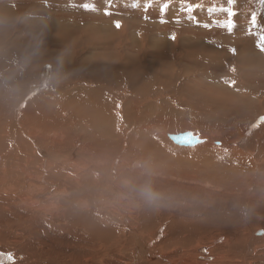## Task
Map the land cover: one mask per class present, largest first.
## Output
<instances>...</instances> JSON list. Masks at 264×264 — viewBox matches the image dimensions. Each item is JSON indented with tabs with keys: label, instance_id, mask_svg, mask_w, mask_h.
<instances>
[{
	"label": "rangeland",
	"instance_id": "374dc122",
	"mask_svg": "<svg viewBox=\"0 0 264 264\" xmlns=\"http://www.w3.org/2000/svg\"><path fill=\"white\" fill-rule=\"evenodd\" d=\"M1 1L0 56L4 57V61L1 59L0 61H2L5 65L6 71L4 72L0 70V85L1 87H3L9 84L10 81L8 79V74H12V76H16V74H18L17 78H21L25 81H23L24 83L20 84L19 86V83L16 84V82L18 81L15 82V85H17V94L7 100L6 103L14 101L19 102V100H24L25 91H28L27 96H30V99H32L36 95H41L44 90L51 91L52 93L55 92L54 95L50 93H42L43 95L52 98V100L55 99V102H58L60 100V103H67L73 98H77V93L80 90L85 92L93 89L94 86L82 80H74L70 82L61 81L55 83L54 67L57 63H59V60L68 58L72 59L74 62H80L79 57H82L83 54L82 58L91 61L93 64L96 62L97 64L95 66H98L99 70L104 67L102 63H106V67L112 65L110 71L114 72V67L121 64L122 55L119 52L118 48L121 43L124 42L125 39H127V43L129 44L130 48L132 47L131 50H133L129 53L132 60L131 62H129L128 60H124V62L122 63V68L124 66V69L121 70L123 72L121 73L125 75H122L119 72L120 75H130L131 77L133 76L132 74L136 73V75H134L135 78H138L140 76L142 77V75L139 73L141 72L142 68L145 67L146 69L151 71L154 76L162 79L165 82L174 81L180 84L181 87H183L184 85V88L187 89L186 93H189V95H191V97L195 99L194 101L187 103L188 101L184 102L186 101V99H183L180 96V100L178 101H181L182 103L184 102L182 104L181 102H177V100L174 99L171 94H168L165 97L163 96V98L155 96V98L151 97L136 104L135 106L133 105L134 109H136L137 111H134V113L132 114V116L134 117L131 121V128L137 135L139 134L138 132H140V136L138 135L137 137L136 135L137 138H140L142 136L141 134L147 132V130L149 129L154 130L157 126V123L159 125L157 128V132L161 138L162 134L167 132L168 130H172L175 133L179 132L178 134H180L187 132V130L185 129H189L191 131L188 132L194 135V137L197 138L203 135L205 136V138H207L208 144H212L218 149L225 147L226 144H223L222 141L226 142L228 140L229 149L241 150V146L239 145V143H242V146L243 143H245L246 145L244 146V149H247L248 144H251L254 141L260 142V139L264 138V127L261 129V131L258 130L259 123L261 124V122L264 121V115L256 114L257 111L254 114L252 113L254 112V108H256V104L254 105V108H246L244 106V103L242 102V98L244 96H249V98L253 101L254 99H259L258 104L264 108V51L256 47L260 42L259 40H262V42H264V35L260 34L262 24L257 21V24L259 26L253 27L252 19L253 16H256L257 20H264V0H232L231 3L229 2V0H186L187 3L200 5V7L193 14L195 19H189L186 13L180 11L181 0H112V6L109 10L113 14L110 16H106L103 14L105 8L108 6L107 0ZM134 2H138L140 7L133 8L132 4ZM165 2H170L171 6L166 16L163 17V19H166L167 22L162 23V18L159 10L162 4ZM84 3H94L97 11H84L82 8V5ZM149 3L152 6L148 9L147 12H145L144 6ZM222 9H225L226 11H222ZM232 12L235 13V16L231 17V20H229V13ZM177 16L179 17V23L175 22V18ZM145 17H147V19ZM65 18H69L70 20H67ZM75 18L84 19L85 21L82 25H73L71 28V26L66 22H71L73 24L72 20ZM116 21H119L121 23L122 27L120 29H117L114 26ZM216 21H224L228 23L229 26H231L232 21H234L236 27L233 28L232 33L229 34L225 29L218 27ZM262 23L264 24V21ZM204 24H208L209 27L205 28L203 26ZM173 35L175 36V40L171 39ZM213 36H215L216 38L214 37L213 39ZM15 38H18L20 40L18 44H13V40ZM130 38H136L137 40L135 41V44L133 46L130 44ZM249 42L252 43L253 46H249V48L247 49V46H245V44ZM216 43H219V45ZM110 45L113 46V52L109 51V47L100 49V47L102 46ZM21 46H23V48ZM234 46H241V48L245 50L247 49L248 54H246L245 56L243 53V55L237 56ZM28 47H31L32 49L30 48V51H28ZM8 49L10 55L8 54ZM114 49L117 50L114 51ZM1 50H3L4 52ZM49 50H51L50 54H61L62 52H64L66 53V56L54 60L50 57L48 59L49 61L43 63L41 66V62L39 61V56L42 54L41 51L44 52ZM18 52H20L19 54L21 55H18ZM92 52L96 54H93ZM23 54L25 56H22ZM38 54L40 55L37 56ZM188 54L192 58L193 56L198 57L201 61H213V63H215L216 65H209L206 67L202 63H200L198 64L199 66H196L194 64L195 62L189 57ZM86 55H90L91 58L90 56H88L87 58ZM163 57L167 58L164 59ZM20 59H22L23 61ZM34 60L36 61L35 63ZM176 61L177 63H174ZM179 62L182 64H180ZM19 63H21V65H19ZM150 64L152 67L150 66ZM126 65H128V69L126 68ZM134 67L137 69V72L135 71ZM41 68L43 69V77L39 79L37 78V75L41 71ZM219 68H222V70L218 71ZM175 69L177 72L175 71ZM233 69H242L243 71H248L250 72V76L241 78ZM99 70L95 69V71ZM161 70L163 72H161ZM178 70H180V75L178 73ZM223 70H225V72ZM124 71L129 72L125 73ZM213 71L215 72V74L213 73ZM35 89L38 90L35 92ZM191 89H193V91ZM32 90H34L33 93H31ZM190 92H195L196 94L192 95V93ZM253 94H257L259 98H253ZM115 95L117 99H119V101L122 97V102H131L132 97L129 93H125L122 96H120L119 93H116ZM206 106L207 108H205ZM222 107H225L227 110H221ZM243 109H246L245 111H248L249 114H244ZM210 110L213 113H211ZM240 111H243L242 113L244 114V116L238 114V112ZM235 114H237L238 116H235ZM160 116L164 117L161 118ZM167 122H172L169 124V129L167 127ZM74 124L68 126V129L71 130L74 127ZM125 128H127V125H125ZM72 130L75 131V128H73ZM161 130L163 131L162 133ZM166 140L170 146L164 147V149L166 150L165 158L171 159L174 154H176L177 157V151H189L188 153L191 154L197 152L192 151L190 147H181L178 145H174L168 140L167 137ZM164 159L161 161V165L164 168L155 167V169L153 170V168L150 167L151 169L149 170L148 168H143L140 162L139 166L137 165L136 167L131 168L134 172H139L141 175L139 174L138 178L135 180L136 183L134 181L133 183L127 182L126 184H124V187L127 188L126 192L119 188L120 191H123L124 193H117V197L123 200L122 204L117 207L118 210L116 209L115 213L113 214L117 218V220L115 221L116 223H114L117 226L116 230L118 231H116V233L114 234L115 236L111 238L112 240L105 238L100 241L101 238H98L97 242L89 236L83 235L79 230L80 228H75L73 226H71V232L65 230L62 231L65 234L60 235L53 233L56 227L53 228L51 226V228L49 226L50 229H48L47 226L40 225L36 230V234L28 236L26 233H23L22 235L18 234V236L17 234H14L15 232L12 230H3L2 228H0V252L7 255H13L15 258L20 254L24 257L22 258V260L21 258L17 257L15 261L9 264H120V262L124 264H128V262L130 264H136L137 262V264H167L171 257L172 259H178V257L179 259L182 258L184 260V264H195V262L193 261H196L197 259H199L202 263L204 262L205 264H247L244 259L246 247L248 245L253 246L251 242H253L256 237H261L263 235V229L252 226L250 222L246 223L247 228L244 229V237L239 243L240 249L234 250L227 248L226 243H218L219 245L216 244L214 245V247L211 246V242L214 238H219L223 236V234H227L223 233L224 229H222L221 227L212 226L210 222L204 220L206 219V214L204 213H208L212 208H218L217 205H219V203L217 204V202L222 203L223 200L226 199L225 202L227 203L225 204H228L229 200L227 198V194L222 193L220 189L215 190V192H217V195H219L220 197L221 195L223 196L221 198L215 199L211 198L203 191L199 192L200 195H198V198H200L197 200L196 206H199V208L203 207L202 210L204 212H202V214L188 213L186 211H183L185 210V207L179 209V201L175 200L174 204L172 203V201H170V203L169 199L171 195L167 196L163 191L164 189L166 190V188H169V190L172 191V187L173 190H175L174 187H178L179 185H182L183 187L189 186L188 181L182 180L185 176L181 177L176 173H173L168 177L166 176L162 179H165L164 185L150 183V185H154V187H151V190L149 189L150 191L147 192L148 195L145 200L146 202L143 201V193L145 192H142L143 188L141 186V183L145 181L146 176L149 175L146 174V169H148V171L158 173L153 175L155 178L160 177V172H169L168 168L172 167L168 165L170 164V160L165 161ZM142 168L144 170H141ZM156 168H158V170H156ZM143 171H145V173H143ZM134 176H136L135 173L133 177ZM251 177V174H249V177L245 176L244 179L246 181L243 182L241 188L246 189L247 186H254V181L252 182ZM177 178L179 181L174 180H177ZM134 183V186L130 185ZM168 184H172V187H170ZM128 186H130L129 189ZM238 193L239 192L236 191V194ZM249 193H251L250 190ZM149 196L157 197L156 200L159 201L156 202L161 203V207H159V210L154 208L149 210L146 208L149 205L147 202L148 198H150ZM250 196L251 195H248V197ZM146 209L148 210V213H146ZM105 210H107L105 212L106 214L107 212L110 213V209ZM152 210L154 212L150 214L149 211L152 212ZM155 211L158 212L156 213ZM59 212H64V210L60 209ZM143 213H145L148 217L150 215L152 221L150 220V218L148 220L147 216L143 217L145 215ZM115 214H117L118 216ZM121 214L124 216V220L127 218V220L124 221L130 227L127 228V230L126 228H122L123 226H121L122 224H124V222L120 220ZM162 214H164V217L166 215L165 219ZM139 217H141L142 219ZM193 218L196 220H194L193 223L195 224V226H198L197 228L200 229L195 230L194 233H192L190 230L180 231V228L183 227L181 223L183 221L186 222V220L188 221L189 219L193 220ZM143 219H147V223H143L145 221L144 220L142 222ZM38 220L40 221L42 219L38 217ZM206 222H208L209 224ZM61 224L65 223L61 222ZM143 226L145 227V230L146 227L149 226V229L146 230L147 232L143 230ZM171 227H175L176 229L174 228V230ZM46 228L47 230H45ZM119 228L120 233H123V235H120ZM2 230L3 232H6L7 230V233L3 234ZM149 231L151 234H149ZM158 231H160L161 234L163 233L162 235H164V237L161 236V234L160 236H158ZM155 232L156 234H154ZM125 233L128 234V237ZM149 235L152 238H148ZM173 235L175 237L177 235L179 236H177V240L174 239V241H171L173 240ZM227 235L231 240L236 239L234 233H229ZM167 237L169 241L166 239ZM141 239L142 241L140 242ZM143 239H145V241ZM149 239L150 242H148ZM183 239L185 241H182ZM162 241H166V244L164 243L163 245ZM160 242H162L161 246H159L161 244ZM173 242L176 244L174 245ZM184 242H188L189 244H186ZM156 243L159 245H155ZM155 246L156 248L154 249ZM162 246H164V248H167L162 250ZM158 247H160V249ZM202 249H206V254H209L208 257H205L204 254L199 253L198 250ZM263 250L264 246L257 247V251L261 252ZM126 251H130L134 255ZM159 252L160 256L168 255L170 259H168V256L164 258H162L161 256V259L157 258L159 256ZM169 252H171L173 256ZM50 255L52 259L50 258ZM174 255L177 256V258ZM56 257H58V259ZM259 258L263 259V256L259 255ZM137 259L138 261H136ZM139 259H141L142 263Z\"/></svg>",
	"mask_w": 264,
	"mask_h": 264
},
{
	"label": "bare ground",
	"instance_id": "6f19581e",
	"mask_svg": "<svg viewBox=\"0 0 264 264\" xmlns=\"http://www.w3.org/2000/svg\"><path fill=\"white\" fill-rule=\"evenodd\" d=\"M1 2L2 1L0 0V5ZM65 19L70 20L69 18ZM72 21L73 24L71 22H66L71 26V28L73 25H82L85 20L75 18ZM257 21L262 24V27H264V24L262 23L264 20L261 21L259 19ZM214 37L215 36H213V39ZM130 39V44L133 46L135 44V41L137 40L136 38ZM19 41L20 40L18 38H15L13 40V44H18ZM259 41L260 42L257 44L256 47H258V45L260 44H264L262 40ZM216 44L219 45V43ZM245 46H247L248 49L249 46H253V44L249 42L246 43ZM21 47L23 48V46ZM107 47H109L110 52H113L112 45L102 46L100 47V49H105ZM28 48V51H30L31 47ZM131 48L127 43V39H125L124 42L121 43L118 48L119 52L122 55L121 64L114 67V72L110 71L112 65L106 67V63H102L104 67L99 70L98 66H95L97 63L95 62L93 64L91 61L85 60L84 58H82L83 54L82 57L78 55L80 56V62H74L72 59L68 58L59 60V63H57L54 67L55 83L61 81L70 82L74 80H82L94 86L93 89L85 92L80 90L77 93V98L72 97L73 99L67 103H60V100L58 101L59 103L55 102V99L54 101L52 100V98L42 94H55V92L52 93L48 90H44L41 95H36L32 99H30V96H27L28 91H25L24 100H19V102L14 101L6 103L7 100L17 94V85H15V82L18 81L16 82V84L19 83L18 86L25 82L23 79L17 78L18 74H16V76L8 74V79L10 81L9 84L3 87H1L0 85V228H2L3 230L8 229L9 231L12 230L15 232L14 234L17 235H22L23 233H26L28 236L36 234V230L39 228L40 225L47 226L48 229H50L49 226H52L53 228L56 227L53 233L60 235L65 234L62 232L65 230L71 232V226H73L75 228H80L79 230L82 232L83 235L89 236L90 238L96 241L98 240V238H101L100 241L105 238L110 240L115 236L114 234L116 233V231H118L116 230L117 226L115 225V221L117 220V218L113 214L115 213L116 209L118 210L117 207L122 204L123 200L117 197V193H124L123 191L126 192L127 188L124 187V184H126L127 182L133 183L140 174L139 172H134L131 168L136 167L137 165L139 166V162L141 163L143 168H148L149 170L151 169L150 167H152L153 170L155 169V167L162 168L163 166L161 165V161L166 156V150L164 149V147L170 146L166 140V137L171 143H173L169 139V136L179 135V132L175 133L172 130H168V132L166 130L167 132L164 131L165 133L162 134L161 138L157 132V128L159 126L157 123V126L154 130L149 129L147 130V132L141 134L142 136L140 138H137L140 132L137 131L139 133L137 135L131 128V121L134 117L132 116V114L134 113V111H137L136 109H134V106L151 97L155 98V96H158L163 98V96L165 97L168 94H171L174 99L177 100V102H179L178 100H180V96L183 99L185 98L186 101L184 102L188 101L187 103H190L195 100L191 97V95H189V93H186L187 89L184 88V85L183 87H181L180 84L174 81L165 82L162 79H159L154 76V74H152L151 71H149L145 67L142 68L141 72L139 73L142 75V77H138V75V78H135L134 75H136V73L132 74L133 76L131 77L130 75L122 76L125 75L122 74L123 72L121 71L124 69V66L122 68V63L124 62V60H128L129 62H131L132 60L131 56L129 55L130 51H133L131 50ZM234 49L237 53V56H241L243 55V53L245 56L246 54H248L247 49L245 50L241 48V46H234ZM115 50L117 49H114V51ZM50 51L51 50L44 52L41 51L42 54L37 55H40L39 61L41 62V66L43 63L48 62V59L50 57L54 60L66 56V53L64 52H62L61 54H50ZM20 52H18V55H21L19 54ZM8 54L10 55L9 49ZM22 56L25 55L23 54ZM88 56L90 55H86L87 58ZM166 58L167 57H165L164 59ZM190 58L195 62L194 64L196 66H199L198 64L200 63H202L206 67L209 65H216L215 63H213V61H201L196 56ZM0 59L3 60L4 57L0 56ZM35 62L36 61L34 60V63ZM174 63H177V61ZM19 65H21V63H19ZM127 66L128 65H126V68ZM95 69L99 71H95ZM0 70L4 72L6 71L5 65L2 61H0ZM136 70L137 69L135 68V71ZM221 70L222 68H219L218 71ZM233 70L236 71L241 78L250 76V72L248 71H243L242 69ZM223 71L225 72V70ZM119 72H122V75H120ZM124 72L128 73L129 71ZM161 72L163 71L161 70ZM178 73L179 75L181 74L180 70H178ZM213 73L215 74L214 71ZM42 77L43 69L41 68V71L37 75V78L40 79ZM193 89L191 90L193 91ZM37 90L35 89V92ZM33 91L34 90H32L31 93H33ZM116 93H119L120 96L125 93H129L132 97L131 102H122V97L119 101V99H117L115 95ZM190 93H192V95L196 94L195 92ZM253 95V98H259L257 94ZM258 100L254 99L253 101L249 98V96H244L242 98V102L244 103V106L246 108H254V105L256 104V108H254V112H252L253 114L257 111L256 114L264 115V108L258 104ZM205 108H207V106ZM221 110L226 111L227 109L225 107H222ZM245 110L246 109H243L244 114H249L248 111ZM243 111L238 112V114L244 116V114L242 113ZM211 113L213 112L211 111ZM235 116L238 115L235 114ZM170 123L172 122H167L168 129L170 128ZM72 124H74L73 128H75V131L72 130L73 128L71 130L68 129V126ZM125 125H127V128H125ZM263 127L264 121H262L261 124L259 123L258 130L261 131ZM185 130H187V132L185 133H189L188 131H191L189 129ZM162 132L163 131L161 130V133ZM192 136L194 137V135ZM197 139H199L201 142L199 144L200 146L196 145L194 147H190L192 151H197L194 154L188 153L189 151L186 152L183 150V152L177 151V157L176 154H174L171 159H164L165 161L170 160V164L168 165L172 167L168 168L169 172H160L159 174L161 176L155 178L153 175L158 173L148 171V169H146V174L149 175H147L145 178L146 180L141 183V186L143 188L142 192H145L143 193V201H145L147 198V192L151 190V187H154V185L151 186L150 183L164 185L165 179H162L166 176L168 177L173 173H176L178 176L181 177L185 176L182 180L188 181L189 186L183 187L182 185H179L178 187H174L175 190H173L172 184H168L170 187H172V191L169 190V188H166L167 191L165 189L163 191L167 196L171 195L169 202L172 201V203L174 204L175 200L179 201V209L185 207V210L183 211H186L188 213L202 214V212H204L202 210L203 207L199 208V206H196V202L200 198H198V195H200L199 192L203 191L208 194L211 198L215 199L221 198L223 196L221 195L220 197L219 195H217V192H215V190L220 189L222 193L227 194V198L229 200H227L228 204H225L227 203L225 202L226 199L223 200L222 203L217 202V204L219 203V205H217L218 208H212L211 211H209L208 213H204L206 214V219L204 220L210 222L212 226L221 227L222 229H224L223 233H234L236 236V241L231 240L227 234H223V236L219 238H214L211 242V246L214 247V245L216 244L219 245L218 243H226L227 248L234 250L240 249L239 243L244 237V229L247 228L246 223L250 222L252 226H256V228L263 229V235L261 237H256V239L251 242L253 246L248 245L246 247L244 259L247 264H264V250L261 252L257 251V247L264 246V138H261L260 142L254 141L251 144H248L250 142L249 141L247 143V149H244V146L246 145L245 143H243V146L242 143H239V145L241 146V150L229 149L228 140L226 142L222 141V143H225L226 145L224 148L218 149L214 147V145L208 144L207 138H205V136L203 135H201V137H197ZM143 168L141 170H144ZM156 170H158V168H156ZM134 173L136 176L133 177ZM143 173H145V171H143ZM249 174H251L252 176L251 178L252 182L254 181V186H247L246 189H243L241 188V186L243 182L246 181L244 178L245 176L249 177ZM174 180L179 181L178 178L177 180ZM135 183L130 185L134 186ZM129 187L130 186H128V189ZM119 188H121V190L123 191H120ZM249 190L251 193H249ZM236 191H238L239 193L236 194ZM248 195L251 196L248 197ZM156 199L157 197L148 198L147 202L149 205H146V208L149 210H151L152 208L159 210V207H161V203L156 202L159 201ZM60 209H63L64 212H59ZM105 209H110V213L107 212L106 214L105 212L107 210ZM147 209L146 213H148ZM153 212V210L152 212L149 211L150 214ZM155 212L157 213L158 211ZM122 214L120 220L124 222L125 220H127V218L124 220V216ZM163 215L164 214H162V216ZM146 216L147 215L145 214L143 217ZM38 217L42 220L39 221ZM149 218L150 215L149 217L147 216L148 220ZM147 219H143L142 222L145 220L143 223H147ZM194 220L195 219L193 218V220L189 219L188 221L186 220V222L183 221L181 223L183 227L180 228L179 225L180 231L190 230L192 233H194L195 230L200 229L197 228L198 226H195V224L193 223ZM59 221L65 224H61V222ZM121 226H123L122 228H126V230L127 228H130L125 222ZM47 228L45 230H47ZM147 229H149V226L146 227V230ZM143 230H145V227L143 228ZM4 233H7V230L6 232H3V234ZM121 234L123 235V233H120V235ZM149 234H151L150 231ZM154 234H156V232ZM160 234V231H158L157 235L160 236ZM162 234L161 236L164 237V235ZM126 235L128 237V234ZM177 236L175 237L173 235V238L171 237L173 240L171 241H174V239L177 240ZM148 238L152 237H150L149 235ZM166 239L168 240V237ZM143 240L145 241V239ZM141 241L142 239L140 240V242ZM182 241L185 240L183 239ZM148 242H150V239ZM162 242H160V245L157 243L155 245L161 246ZM165 242H163V245ZM184 243L189 244L188 242ZM173 244L175 245L176 243L173 242ZM162 247V250L167 248H164V246ZM155 248L156 246L154 247V249ZM158 248L160 249V247ZM205 250L204 253H199L204 254L205 257H208L209 254H206L207 251ZM169 253L172 255L171 252ZM259 255H262L263 259L259 258ZM8 256H10L12 262L15 261L17 257L21 258V260L22 258H24L21 254L16 258L13 255ZM161 256L159 252V256L157 258L161 259ZM167 256H162V258ZM175 257L177 258V256ZM50 258L52 259L51 255ZM56 258L58 259V257ZM168 259H170L169 256ZM171 259L167 264H184V260L182 258L179 259L178 257V259H172V261ZM139 260L141 262V259ZM198 260L199 259L193 262H195V264H205L204 262H200V260L198 262ZM136 261H138V259ZM120 264L124 263L120 262ZM128 264L130 263L128 262Z\"/></svg>",
	"mask_w": 264,
	"mask_h": 264
},
{
	"label": "snow or ice",
	"instance_id": "6c2138e0",
	"mask_svg": "<svg viewBox=\"0 0 264 264\" xmlns=\"http://www.w3.org/2000/svg\"><path fill=\"white\" fill-rule=\"evenodd\" d=\"M229 2L231 3L232 0H229ZM107 5H108V6L105 8L103 14L106 15V16H110V15L113 14V13L109 10V9L111 8V6H112V0H107ZM151 6H152V5H151L150 3H149V4H146V5L144 6V11L147 12L148 9H149ZM170 6H171L170 2H165V3H163L162 6L160 7V10H159V11H160V15H161V18H162V19H161V22H162V23H166V22H167V20H166V19H163V17L166 16V14H167V12H168ZM132 7H133V8H139L140 5H139L138 2H134V3L132 4ZM199 7H200V5H193V4L187 3L186 0H181V8H180V11H183L184 13H186L189 19H195V17H194L193 14L196 12V10H197ZM82 8H83L84 11H88V12H95V11H97V8H96V6H95L94 3H84V4L82 5ZM222 11H226V10H225V9H222ZM233 16H235V13H234V12L229 13V20H231V17H233ZM145 18L147 19V17H145ZM252 19H253V27H258L259 25L257 24V17H256V16H253ZM175 22H176V23H179V22H180L178 16L175 18ZM216 23H217L218 27H220V28H222V29H225L229 34H231L233 28L236 27L234 21H232L231 26H229V24L226 23V22H224V21H219V22L216 21ZM114 26H115L117 29H120V28L122 27V25H121V23H120L119 21H116L115 24H114ZM203 26H204L205 28H208V27H209L208 24H204ZM260 34H261V35H264V27H261V33H260ZM171 39L175 40V36L173 35V36L171 37ZM258 47H260V49H261L262 51H264V44H260V45H258ZM233 51H234V50H233Z\"/></svg>",
	"mask_w": 264,
	"mask_h": 264
},
{
	"label": "water",
	"instance_id": "95a60500",
	"mask_svg": "<svg viewBox=\"0 0 264 264\" xmlns=\"http://www.w3.org/2000/svg\"><path fill=\"white\" fill-rule=\"evenodd\" d=\"M169 139L173 142V144L181 147H194L201 143L200 140L196 137H193L191 133L170 135ZM199 252L204 253V250L202 249ZM11 262L12 259L10 258V256L0 253V264H9Z\"/></svg>",
	"mask_w": 264,
	"mask_h": 264
}]
</instances>
